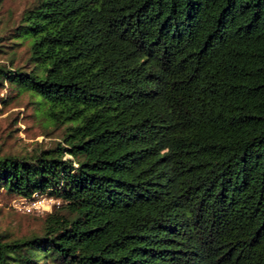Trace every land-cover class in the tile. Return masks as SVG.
Here are the masks:
<instances>
[{
  "label": "trees",
  "instance_id": "trees-1",
  "mask_svg": "<svg viewBox=\"0 0 264 264\" xmlns=\"http://www.w3.org/2000/svg\"><path fill=\"white\" fill-rule=\"evenodd\" d=\"M14 35L0 87L62 144L0 189L59 204L0 264H264V0H33Z\"/></svg>",
  "mask_w": 264,
  "mask_h": 264
},
{
  "label": "rangeland",
  "instance_id": "rangeland-1",
  "mask_svg": "<svg viewBox=\"0 0 264 264\" xmlns=\"http://www.w3.org/2000/svg\"><path fill=\"white\" fill-rule=\"evenodd\" d=\"M32 2L0 0V65L18 67L23 71L32 68L28 60L27 39H15L14 35L22 11ZM34 101L35 98L27 91H18L6 83L0 87V156L29 158L57 142L62 144V126L54 127L49 123ZM13 198L0 189V232L12 237L39 232L43 216L16 210L11 204Z\"/></svg>",
  "mask_w": 264,
  "mask_h": 264
},
{
  "label": "built area",
  "instance_id": "built-area-1",
  "mask_svg": "<svg viewBox=\"0 0 264 264\" xmlns=\"http://www.w3.org/2000/svg\"><path fill=\"white\" fill-rule=\"evenodd\" d=\"M13 208L25 214H43L50 212L59 204V199L48 196L45 192H33L28 198H14L11 201Z\"/></svg>",
  "mask_w": 264,
  "mask_h": 264
}]
</instances>
